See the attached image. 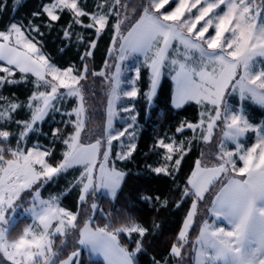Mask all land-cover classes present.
I'll return each mask as SVG.
<instances>
[{
	"label": "snow or ice",
	"instance_id": "6c2138e0",
	"mask_svg": "<svg viewBox=\"0 0 264 264\" xmlns=\"http://www.w3.org/2000/svg\"><path fill=\"white\" fill-rule=\"evenodd\" d=\"M22 7L0 0V14ZM53 33L58 54L75 46L78 62H59ZM136 54L143 60L126 65ZM165 75L171 108L195 113L155 132L140 166L137 104L151 119ZM96 78L107 95L99 132L88 111ZM249 101L264 108V0H40L27 21L0 25V264H264V123L250 120ZM117 109L127 114L121 129ZM144 176L167 185L133 197L151 220L125 204L94 224L99 194L118 201ZM71 194L72 207L63 203ZM181 209L157 251V217Z\"/></svg>",
	"mask_w": 264,
	"mask_h": 264
},
{
	"label": "trees",
	"instance_id": "16d2710c",
	"mask_svg": "<svg viewBox=\"0 0 264 264\" xmlns=\"http://www.w3.org/2000/svg\"><path fill=\"white\" fill-rule=\"evenodd\" d=\"M40 0H22L23 7L18 11H6L3 14H0V25H6L11 19L15 20H24L30 17V13L36 8ZM15 4V0H8V7L11 9ZM56 36V33H53L52 36L48 37V47L49 50L53 53L54 56H57L60 63L67 65L68 62H78L79 57L77 55V48L73 46L70 50H67L65 54L60 56L58 54V49L62 46L60 41L57 39L53 42V38ZM107 42L108 37L105 36L99 42V46L95 52L94 59V68L99 70L103 65L104 58L107 54ZM81 51L83 49H80ZM101 79V80H100ZM89 82H92L90 79ZM93 83V82H92ZM138 87L143 89V82H139ZM92 94L90 93V102L92 107L88 104L89 111V122L93 121L100 125H103L105 119V106L107 102V95L105 86H103L102 78H96L95 83H93ZM171 90H172V81L171 78L167 75L162 77L161 85L158 88L157 96L154 98V103L152 105V117L151 119H146L147 105L143 100H140L137 104V108L140 112L138 123L142 127V133L139 137V151L136 153V160L139 161L140 166L143 165L144 157L143 153L147 151V146L151 143V138L157 131H163L167 129L168 125L175 124L177 119L182 117H191L195 113V106L188 105L184 110H174L171 108ZM12 91H15L21 99L24 98L27 86L19 85L12 88ZM5 94H9L7 91ZM247 113L250 117V120L254 122L264 121V108H261L259 105L253 104L252 102H247ZM122 125V123L118 124ZM48 125L45 124L44 128L47 129ZM200 149L197 148L196 152L189 157V161H192L199 154ZM129 168L135 173L138 170L137 163L133 162L128 165ZM188 164H185L187 169ZM61 187H63V181L61 182ZM55 188V185L51 186ZM51 188L49 190H51ZM150 188L152 190H159L161 192L167 191V185L162 181L150 180L148 177L144 176L139 180H132L124 187V193L118 201H112L110 198L105 197L102 193L99 194L98 204L99 209L95 214L94 224L102 225L104 217L110 212L116 209H120L122 205L127 204L128 207H135L137 211L143 216L144 219L151 220L152 213L148 210V206L142 203H136L133 197L139 190ZM47 195V191L45 192ZM75 202V194H71L63 201L64 204L72 207ZM183 209L178 212L173 213L171 210L169 212H163L157 217L158 221L162 222V232L163 236L159 237V242L155 244L157 251L163 250V244L165 243L169 234L175 229L177 221L182 216ZM29 220L24 219L20 222L18 230L22 229L24 224ZM87 255V254H85ZM138 260L140 264H149L148 256H139ZM94 264H103L102 259L93 258Z\"/></svg>",
	"mask_w": 264,
	"mask_h": 264
},
{
	"label": "rangeland",
	"instance_id": "374dc122",
	"mask_svg": "<svg viewBox=\"0 0 264 264\" xmlns=\"http://www.w3.org/2000/svg\"><path fill=\"white\" fill-rule=\"evenodd\" d=\"M143 60V57L142 56H140L139 54H136L135 56H133V57H130L128 60H126L125 61V64L126 65H128L129 67H132V66H134L135 64H137L138 62H141ZM132 74L133 73H130V72H125L124 73V75L125 76H127L129 79L131 78V76H132ZM101 80V79H100ZM102 81H103V79H102ZM103 86H105V89H106V85L103 83ZM122 87H129V85H122ZM92 91H94V89H93V83L92 82H89V93H91L92 94ZM90 98H91V96H90ZM90 98L88 99V104H89V106L90 107H92V103L90 102L91 100H90ZM251 102V101H250ZM118 103H123V104H127V103H129L128 101H123V102H118ZM117 116L114 118V120H113V125H114V127L116 128V129H121L122 127H124L125 126V124H124V121L127 119V114L126 113H123V112H121V111H119V109H117ZM106 120H107V102H106V106H105V119H104V123H103V125H100V124H98V123H95V122H93V121H90L89 122V127L90 128H92L94 131H96V132H99L103 127H104V125H105V123H106ZM252 121V120H251ZM254 124H261V123H264V121H259V122H254V121H252ZM120 123H122V125L120 126V125H118V124H120ZM254 139H255V133H249L248 134V139H247V142L248 143H251V142H254ZM30 221H28L27 223H29ZM27 223H25L24 224V226L27 224ZM23 226V227H24ZM71 250V248H69L68 249V251H70ZM100 259H102V258H100Z\"/></svg>",
	"mask_w": 264,
	"mask_h": 264
}]
</instances>
